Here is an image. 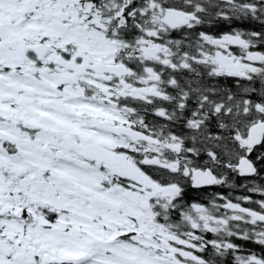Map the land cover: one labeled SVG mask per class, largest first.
Returning <instances> with one entry per match:
<instances>
[{
    "label": "snow or ice",
    "instance_id": "6c2138e0",
    "mask_svg": "<svg viewBox=\"0 0 264 264\" xmlns=\"http://www.w3.org/2000/svg\"><path fill=\"white\" fill-rule=\"evenodd\" d=\"M0 264H264V0H0Z\"/></svg>",
    "mask_w": 264,
    "mask_h": 264
}]
</instances>
